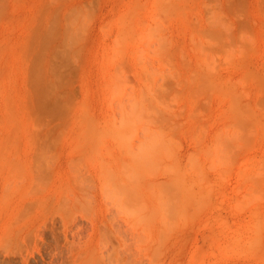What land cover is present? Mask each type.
<instances>
[{"label":"rangeland","instance_id":"obj_1","mask_svg":"<svg viewBox=\"0 0 264 264\" xmlns=\"http://www.w3.org/2000/svg\"><path fill=\"white\" fill-rule=\"evenodd\" d=\"M0 264H264V0H0Z\"/></svg>","mask_w":264,"mask_h":264}]
</instances>
